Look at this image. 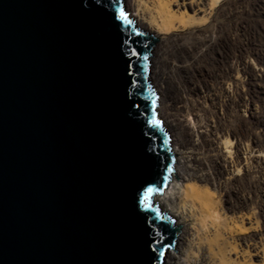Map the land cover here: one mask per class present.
<instances>
[{"label": "water", "instance_id": "obj_1", "mask_svg": "<svg viewBox=\"0 0 264 264\" xmlns=\"http://www.w3.org/2000/svg\"><path fill=\"white\" fill-rule=\"evenodd\" d=\"M114 7L0 0V264H163L177 253L181 226L139 202L174 167L149 67L158 40ZM157 241L170 245L162 257Z\"/></svg>", "mask_w": 264, "mask_h": 264}, {"label": "bare ground", "instance_id": "obj_2", "mask_svg": "<svg viewBox=\"0 0 264 264\" xmlns=\"http://www.w3.org/2000/svg\"><path fill=\"white\" fill-rule=\"evenodd\" d=\"M219 1L202 0L198 8L201 17L196 19L172 9L173 5L179 8L176 0H125L129 15L158 40L151 78L163 95L160 108L170 133L174 167L165 190L152 201L181 226L177 253L167 251L163 264H251L247 257L258 250L262 254L258 258L264 261V244L256 247L255 241L257 189L253 169L260 161L264 166L263 152L254 133L237 120L238 111L248 108L243 98L253 89L245 80L259 81V70L252 69L233 49L216 67V81L225 94L222 113L215 117L194 104L183 107L181 118H177L168 108L165 78L158 66L161 52L170 42L190 40L194 52L202 48L204 59L223 38L216 33L225 31L228 38L239 23L231 10L216 6ZM246 53L250 59L256 54ZM183 131L188 139L183 138Z\"/></svg>", "mask_w": 264, "mask_h": 264}, {"label": "rangeland", "instance_id": "obj_3", "mask_svg": "<svg viewBox=\"0 0 264 264\" xmlns=\"http://www.w3.org/2000/svg\"><path fill=\"white\" fill-rule=\"evenodd\" d=\"M176 1L179 8L175 5L171 8L177 11L180 16L186 15L187 17L200 19L201 14L198 8L201 6L200 2L202 0H185L183 7H181L182 0ZM216 6H224L225 11L231 10L239 26L232 29L228 38H226L227 33L225 31L216 33V36H223V38L221 40L218 39L213 50H209V57L204 59L201 55L202 48L194 52L190 40L180 43L170 42L167 44L161 52L158 65L165 78L164 85L167 87V105L170 112L177 118H181L182 114L180 111L183 107H194V104L197 106L196 108L200 109L202 107L209 114L217 117L216 113H222L221 106L225 102V94L224 90L220 89L217 84L215 74H218V71L216 67L227 59L234 50H237L243 60L251 63L250 66L252 69L259 70V81L251 82L249 78L245 80L247 83L253 85V89L248 97L243 98V102L248 104V108L245 107L238 111L237 120L241 126L254 133L253 136L256 137L255 139L258 145L261 146L259 148L262 150L264 158V0H220ZM224 7L222 8L224 9ZM232 41H235L233 42L235 43L234 45L231 44ZM185 47L189 50L183 52L182 50ZM249 51H253V54L256 53L257 55L255 54V57L250 59L246 53ZM154 61V54H152L149 64L151 75L153 73ZM259 61H261L262 65L259 64ZM256 83L257 85H255ZM154 88L159 105L161 106V97L163 95L160 94L155 86ZM168 135L170 139L169 132ZM182 135L183 138L188 139L186 131H183ZM261 163V161L257 162L253 168L254 181L257 189L255 199L257 202L255 211V222H257L256 247L264 244V166ZM242 213L247 214L246 211ZM245 223L247 222L245 221ZM243 234L245 235V232ZM252 255L250 254V257H247L251 264L264 263V261L258 258L260 255L262 256L260 250Z\"/></svg>", "mask_w": 264, "mask_h": 264}, {"label": "snow or ice", "instance_id": "obj_4", "mask_svg": "<svg viewBox=\"0 0 264 264\" xmlns=\"http://www.w3.org/2000/svg\"><path fill=\"white\" fill-rule=\"evenodd\" d=\"M121 4V0H114V12H115V18L119 21H121L124 24H131L132 21L129 19L128 13L125 11V9L123 7L120 6ZM139 35V33H137ZM131 55L132 56H137L138 54L133 50L131 51ZM143 59L147 60V57H143ZM131 74V73H129ZM153 104H155V101H153ZM151 125L159 128L161 126V121L158 120L155 116V114H153V118L151 120ZM166 171L168 173H171L173 171L172 168L167 167V165L165 166ZM168 181V176L166 175H161L160 177V183L164 184L166 186V183ZM163 192V188L160 187V184H157L155 187L149 186L144 190V193L142 195V197L140 198V204L143 206V208L145 210H152L153 209V203L151 200V197L154 194H158V193H162ZM157 218H159V215L157 216ZM158 244H160V248L158 249H153V251H156L159 253V256H163V251H161V249H167L168 247H170V245H164L161 241H157Z\"/></svg>", "mask_w": 264, "mask_h": 264}]
</instances>
